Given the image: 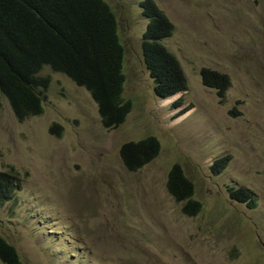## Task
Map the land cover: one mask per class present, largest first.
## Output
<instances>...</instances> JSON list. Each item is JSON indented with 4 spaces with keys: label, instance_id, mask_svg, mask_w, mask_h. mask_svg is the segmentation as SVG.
<instances>
[{
    "label": "rangeland",
    "instance_id": "1",
    "mask_svg": "<svg viewBox=\"0 0 264 264\" xmlns=\"http://www.w3.org/2000/svg\"><path fill=\"white\" fill-rule=\"evenodd\" d=\"M104 1L119 21L132 111L105 129L90 93L50 67L39 74L51 80L41 116L19 122L0 96V170L22 178L0 209V236L23 264H264V0H154L175 27L164 44L187 80L167 99L144 64V0ZM203 68L229 77L224 101L203 86ZM148 137L159 156L129 172L120 148ZM175 164L195 185L196 217L167 191ZM229 187L252 191L258 207L232 201Z\"/></svg>",
    "mask_w": 264,
    "mask_h": 264
},
{
    "label": "trees",
    "instance_id": "2",
    "mask_svg": "<svg viewBox=\"0 0 264 264\" xmlns=\"http://www.w3.org/2000/svg\"><path fill=\"white\" fill-rule=\"evenodd\" d=\"M140 7L148 20L141 43L145 67L155 82L156 96L171 98L187 90L180 62L164 44L175 27L154 0H144ZM124 53L118 18L104 0H0V96L8 100L19 122L43 114L51 80L39 74L50 67L90 93L105 129L119 128L132 111V102L124 98ZM201 80L225 100L230 88L228 76L203 68ZM61 130L55 124L50 133L60 136ZM160 152L159 140L148 137L123 144L120 157L125 169L135 173ZM231 160V155L215 160L212 172L222 174ZM21 182L13 168L0 170V209L14 198ZM166 187L175 202L183 204L185 216L201 213L203 206L195 198V185L180 164L170 169ZM228 192L232 201L251 210L258 207L249 189L229 187ZM0 261L23 264L16 248L1 236Z\"/></svg>",
    "mask_w": 264,
    "mask_h": 264
},
{
    "label": "clouds",
    "instance_id": "3",
    "mask_svg": "<svg viewBox=\"0 0 264 264\" xmlns=\"http://www.w3.org/2000/svg\"><path fill=\"white\" fill-rule=\"evenodd\" d=\"M2 237V236H1ZM5 239V238H4Z\"/></svg>",
    "mask_w": 264,
    "mask_h": 264
}]
</instances>
